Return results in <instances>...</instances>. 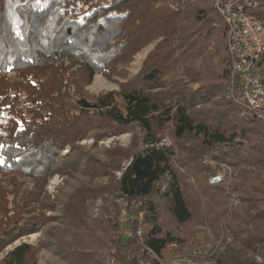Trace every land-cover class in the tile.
Here are the masks:
<instances>
[{
  "label": "trees",
  "instance_id": "16d2710c",
  "mask_svg": "<svg viewBox=\"0 0 264 264\" xmlns=\"http://www.w3.org/2000/svg\"><path fill=\"white\" fill-rule=\"evenodd\" d=\"M171 1L0 0V253L44 229L0 264H160L197 245L198 230H177L193 219L211 228L218 264H264V119L228 96L239 82L214 0ZM246 9L264 24V0ZM96 73L123 78L121 90L88 95ZM125 131L128 146H98ZM220 162L231 175L211 184ZM122 210L135 214L131 237L117 235Z\"/></svg>",
  "mask_w": 264,
  "mask_h": 264
},
{
  "label": "built area",
  "instance_id": "2783aa9c",
  "mask_svg": "<svg viewBox=\"0 0 264 264\" xmlns=\"http://www.w3.org/2000/svg\"><path fill=\"white\" fill-rule=\"evenodd\" d=\"M257 3L258 0H214V7L226 21L228 47L233 60L232 75L239 82L238 86L231 84L228 88V96L241 103L244 112L256 113L264 119V85L261 80V72L264 68V24L246 9L247 6H256ZM171 4L174 8L178 6L174 0ZM160 144L168 145L170 141L162 138ZM231 172L230 165L220 162L219 170L210 175L209 182L220 183L231 175ZM132 218L134 219L135 216ZM137 232L141 234L140 226ZM118 234L124 237L132 236L131 225L128 223L122 225ZM176 246L175 242L167 245L168 248ZM218 246L219 243L214 244L203 239L199 244L191 246L185 254L158 258V260L160 264H218L214 257ZM108 261L113 263L114 258L109 257ZM139 264L146 262L140 260Z\"/></svg>",
  "mask_w": 264,
  "mask_h": 264
},
{
  "label": "rangeland",
  "instance_id": "374dc122",
  "mask_svg": "<svg viewBox=\"0 0 264 264\" xmlns=\"http://www.w3.org/2000/svg\"><path fill=\"white\" fill-rule=\"evenodd\" d=\"M153 44L149 45L148 47H146L144 50L140 51L136 56L135 59L131 62L130 65L126 66V70L128 72V74H135L137 73L142 66V61L144 59V57L146 56L147 52L152 48ZM124 81L123 78L117 76L115 79H110L108 77H106L104 74L102 73H96L92 82L87 85L85 87V91L88 93V95L90 96H96L102 92H106V91H110V90H121V86H120V82ZM99 135V134H97ZM95 136L93 135L89 138H84L80 141L81 144L84 145H90L92 143L95 142ZM163 138H166L170 141H172V139L170 138L169 135H165ZM131 139H133V132L132 131H125L123 133L117 134V135H112V136H108L105 138H100L97 142H98V146H100L101 149H106L112 145H122V146H128L131 142ZM68 146L64 149L63 153H66L68 151ZM104 151V150H103ZM105 155L106 154H101V157L103 160H105ZM129 163L128 160L123 161L122 164V169L119 170H115V174L117 176H120L122 173V170L124 169V167ZM3 178H6V176ZM96 181L98 183H107L109 181V176H106L104 174L99 175L96 177ZM64 182V177L61 176L59 173H56L55 175H53L47 185V191L48 193L51 195L52 198H54L59 190V186L62 185ZM117 195L113 194L109 197V200H107V202H105L101 197L97 198V200L93 201L92 204V211L94 213H98L99 209H101V206H108L111 207L113 205V201L117 198H115ZM119 204L122 205L124 208L126 205V201H123L122 199H119ZM104 204V205H103ZM195 213H199L197 211H195ZM48 214H50V212H48ZM122 215H125L122 219L121 224L119 225L118 229H117V235L119 232V229L121 228L122 225H124L125 223L130 224V219H133L132 217L135 216L134 213H132L129 210H122ZM197 216V214H196ZM132 228V227H131ZM198 230L196 231L197 233L195 235L192 236V238H190V242H194L196 244H199L203 239H207L204 237H208V235L210 236V234L212 233L211 228L209 227V225H200L195 223V220L193 219L190 223L186 224V225H177V230H180V232H187V231H192V230ZM43 230H40L38 232H33L30 234H27L19 239H17L13 244L8 245L6 247V250L12 249L15 245L19 244L20 242H27L30 243L32 245H35L38 243V241H40L41 238H43ZM133 231V230H132ZM194 232V231H193ZM131 237V236H130ZM200 237L201 240H199L198 238ZM208 241L214 243V244H218V242L212 237H210L209 239H207ZM199 241V242H198ZM6 250L4 252L0 253V259L3 257V255L6 253ZM46 258V257H45ZM45 258L43 257L40 262L41 264H46L47 262H45ZM109 259V257H108ZM108 263H110L108 261Z\"/></svg>",
  "mask_w": 264,
  "mask_h": 264
}]
</instances>
